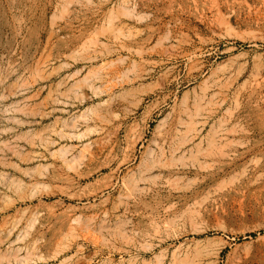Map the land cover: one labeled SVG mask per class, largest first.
Segmentation results:
<instances>
[{"label": "rangeland", "instance_id": "rangeland-1", "mask_svg": "<svg viewBox=\"0 0 264 264\" xmlns=\"http://www.w3.org/2000/svg\"><path fill=\"white\" fill-rule=\"evenodd\" d=\"M0 264H264V0H0Z\"/></svg>", "mask_w": 264, "mask_h": 264}, {"label": "bare ground", "instance_id": "bare-ground-1", "mask_svg": "<svg viewBox=\"0 0 264 264\" xmlns=\"http://www.w3.org/2000/svg\"><path fill=\"white\" fill-rule=\"evenodd\" d=\"M65 161H66V162L68 161L67 158L65 159ZM69 161H70V159H69Z\"/></svg>", "mask_w": 264, "mask_h": 264}]
</instances>
